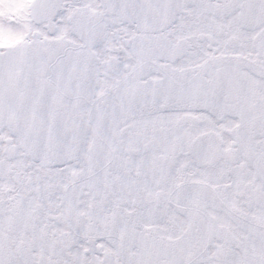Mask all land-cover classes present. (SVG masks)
Here are the masks:
<instances>
[{"label": "snow or ice", "instance_id": "obj_1", "mask_svg": "<svg viewBox=\"0 0 264 264\" xmlns=\"http://www.w3.org/2000/svg\"><path fill=\"white\" fill-rule=\"evenodd\" d=\"M0 264H264V0H0Z\"/></svg>", "mask_w": 264, "mask_h": 264}]
</instances>
